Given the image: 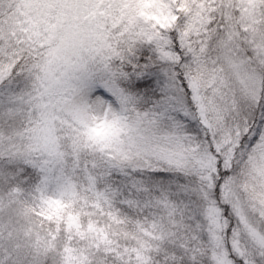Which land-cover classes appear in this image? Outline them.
<instances>
[{
    "label": "snow or ice",
    "instance_id": "snow-or-ice-1",
    "mask_svg": "<svg viewBox=\"0 0 264 264\" xmlns=\"http://www.w3.org/2000/svg\"><path fill=\"white\" fill-rule=\"evenodd\" d=\"M0 264H264V0H0Z\"/></svg>",
    "mask_w": 264,
    "mask_h": 264
}]
</instances>
